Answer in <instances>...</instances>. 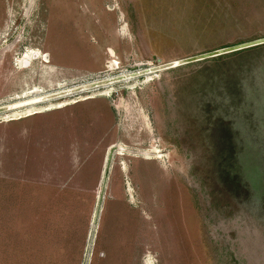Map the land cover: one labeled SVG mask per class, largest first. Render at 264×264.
I'll list each match as a JSON object with an SVG mask.
<instances>
[{"label": "rangeland", "instance_id": "374dc122", "mask_svg": "<svg viewBox=\"0 0 264 264\" xmlns=\"http://www.w3.org/2000/svg\"><path fill=\"white\" fill-rule=\"evenodd\" d=\"M262 37L264 0H0V105ZM35 107L0 264H264V45Z\"/></svg>", "mask_w": 264, "mask_h": 264}, {"label": "water", "instance_id": "95a60500", "mask_svg": "<svg viewBox=\"0 0 264 264\" xmlns=\"http://www.w3.org/2000/svg\"><path fill=\"white\" fill-rule=\"evenodd\" d=\"M261 45H264V37L254 39L251 41L242 42V43L231 45V46L222 47L219 49H215V50L205 52V53H200V54L193 55L190 57H185V58H181L177 60L164 62V63L161 62V60H157L156 65H152V66L142 65L139 67H135L131 71H128L126 73H119L110 78L93 80V81L86 82V83L76 85V86H72L69 88H65L61 90L59 89V90L47 93L43 96L37 97L35 99L29 98V99H25L21 101H15L12 103L0 105V113H4V112L15 110V109H20L30 104L48 102L51 100L60 99L62 97L72 96L74 94L95 90L100 87H104V86H107V85H110V84H113L119 81L145 78L148 75H153V74L156 75L161 72L173 70V69L180 68V67H183L189 64L198 63L201 61L221 57L224 55L236 53L239 51L247 50V49L258 47ZM25 65L28 66L29 63L26 62ZM111 155L112 153L109 155L110 156L109 159H111Z\"/></svg>", "mask_w": 264, "mask_h": 264}, {"label": "bare ground", "instance_id": "6f19581e", "mask_svg": "<svg viewBox=\"0 0 264 264\" xmlns=\"http://www.w3.org/2000/svg\"><path fill=\"white\" fill-rule=\"evenodd\" d=\"M38 58H40V54H39L38 52H35V51L28 52V53L25 54V55L23 56V58L21 59V63H20V64H21V67H27V66L25 65L26 62H28V63L30 64L31 59H38ZM44 60H49V56L45 54V58H44ZM116 64H117V63L111 62L110 68H111V69H117L118 67L116 66ZM126 72H128V71H124V72H120V73H126ZM112 76H113V75H109V76H106V77H104V78H110V77H112ZM150 76H155V74H153V75H148V76H146V78L150 79ZM102 79H103V78H102ZM138 79H140V80H141V79H142V80H145V78H138ZM99 80H100V79H99ZM131 80H136V79H130V80L119 81V82H116V83H113V84H110V85H107V86H104V87H100V88L95 89V90L86 91V92L89 93V92H93V91L100 90V89H102V88L109 89L111 86H113V85H115V84L122 83V82H128V81H131ZM64 89H65V88H64ZM60 90H61V89H60ZM36 92H37V90H34V91H32L31 93H36ZM86 92H82V93H78V94H83V93H86ZM46 94H47V93H46ZM43 95H45V94L37 95V96H34V97H32V98L35 99V98L40 97V96H43ZM75 95H77V94H74V95H72V96L62 97V98H60V99H56V100H61V99H64V98L73 97V96H75ZM27 99H29V98H27ZM21 100H25V98L20 99V100H18V101H21ZM56 100H51V101H48V102H52V101H56ZM45 103H47V102L37 103V104H30V105H28V106H25V107L20 108V109H15V110H23V109L27 108V109H26V112L24 113V115H25V114H29L30 112L36 111L37 108H36L35 106H38V105H41V104H45ZM60 105L63 106V105H66V104L64 103V104H60ZM12 111H14V110L7 111V112H4V113H0V115H5V116H7V115H9L10 112H12ZM16 116H17V114H15L14 112H12L10 117H16ZM114 147H115V146H114ZM115 148H116V147H115ZM150 153H156V152L152 151V152H150ZM108 159H109V158H108ZM109 160H110V159H109ZM104 182H105V179H103V183H104ZM100 199H101V197L98 198V204H100ZM98 206H99V205H98ZM97 208L99 209V207H97ZM97 214H98V211H96V215H95L94 219L96 218ZM93 223H94V221H93Z\"/></svg>", "mask_w": 264, "mask_h": 264}, {"label": "crops", "instance_id": "0c3cea01", "mask_svg": "<svg viewBox=\"0 0 264 264\" xmlns=\"http://www.w3.org/2000/svg\"><path fill=\"white\" fill-rule=\"evenodd\" d=\"M115 149V148H114ZM109 155H110V153H109ZM109 158H110V156H109ZM108 161H110L109 159H108ZM104 170V173L106 174V171H107V168H105V169H103Z\"/></svg>", "mask_w": 264, "mask_h": 264}]
</instances>
